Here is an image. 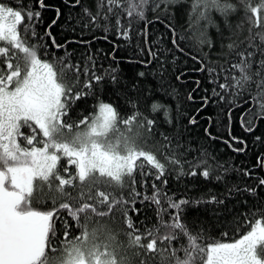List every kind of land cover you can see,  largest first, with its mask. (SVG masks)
<instances>
[{
  "label": "snow or ice",
  "instance_id": "1",
  "mask_svg": "<svg viewBox=\"0 0 264 264\" xmlns=\"http://www.w3.org/2000/svg\"><path fill=\"white\" fill-rule=\"evenodd\" d=\"M175 2L161 0L165 6ZM38 3L39 8L45 7L44 0ZM127 3L128 7L123 9V0H107V11L111 13L114 8H122L129 18L134 15L145 18L149 0H127ZM160 6L156 4V8ZM240 10L245 14L250 12L251 17L246 18L253 27H260L259 13L264 11V0L257 6H252V0H193L191 14L196 15L197 23L200 20L213 23L210 16L213 11L223 17L224 26L230 30L228 54L235 53L238 57V62L231 64L237 73L231 77V87L244 89L254 85L256 97H259L257 102L264 111V32L253 34L249 28V35L240 39L238 32L232 31L229 20ZM40 18L38 10L14 9L0 2V61L4 65L0 67V264H133V257L141 256V250L140 264H152L155 255H159L160 264H264V213L249 225L246 234L232 242L208 240L182 221L184 206L224 202L216 196L208 201L176 202L168 198V208L176 209V213L165 221L163 214L167 209L160 206L157 190L145 199L157 205L159 223L143 233L140 231L128 215L129 200L125 199L123 190L131 187V203H135L139 196L136 172L139 170L142 177L150 174L143 171L145 161L157 170L156 180L166 174L168 165L178 166L179 175H184L183 164L175 154L166 156L167 163H162L153 151H146L138 143L143 131L153 134L156 121L140 112L135 103L132 107L136 111L126 118L121 117L112 104L102 101L98 106L99 115L79 120L71 118L69 113L76 101L93 94L92 81L99 83L104 77L85 66L83 74L90 76L84 84L87 91H77L80 66L66 63L67 53L47 59L48 45L43 41L51 37V31L43 35L36 31L35 24ZM116 23L119 25L120 20ZM241 27V24L236 25L237 30ZM29 32L37 43L31 42ZM121 34L129 38L127 29ZM172 43L179 47V40L173 39ZM200 43L212 45L211 40L204 39V33H201ZM52 44L56 48L64 47L54 37ZM242 45L246 46L237 51ZM42 49H45L44 57L40 55ZM150 54L155 56V53ZM207 71L211 74L216 69L209 67ZM70 72H74L75 81L70 82ZM111 80L116 83L117 77L111 75ZM219 87L227 89L229 85L220 84ZM189 99H192L191 94ZM151 110L153 113L163 110L165 120L171 123L164 105L154 102ZM190 122L195 123V120ZM246 130L252 131L251 128ZM160 135L169 141L167 135ZM233 150L244 151L243 148ZM65 158L69 166L75 167L74 173L69 167H64L61 173V161ZM207 163L202 160L195 167ZM261 163L264 164V160ZM212 171L209 165L200 174L208 179ZM189 174L197 173L193 170ZM259 184L264 185V179H260ZM233 190L256 194L252 187L229 189V193ZM48 201H51L50 208ZM64 211L80 229L79 235L73 238H70L69 219L61 217ZM117 211L122 213L128 229L123 232L127 243L119 240L120 233L107 226H91L95 217H109ZM61 219L64 239L57 248L54 243L58 239L56 224ZM161 229H164L163 234ZM181 236L186 238L187 244L174 247L173 242ZM145 240L147 243L143 242ZM181 252L183 256L179 255Z\"/></svg>",
  "mask_w": 264,
  "mask_h": 264
},
{
  "label": "trees",
  "instance_id": "2",
  "mask_svg": "<svg viewBox=\"0 0 264 264\" xmlns=\"http://www.w3.org/2000/svg\"><path fill=\"white\" fill-rule=\"evenodd\" d=\"M0 2L14 9L23 7L41 12L35 28L40 35L51 31V37L43 41L48 45L47 59L69 54L65 62L80 66L77 91H87L84 84L90 76L83 74L85 66L104 77L99 83L92 81V95L76 101L69 113L73 120L94 116L101 101L112 104L120 116L126 118L136 111L132 107L135 103L140 112L156 121L153 134L143 131L138 143L146 151H153L162 163H167L165 157L173 154L181 160L184 175H179L178 166L168 165L166 174L160 180L155 179L157 170L145 161L143 171L150 174L142 177L139 170L136 172V192L139 196L135 198V203H131V187L123 190L125 199L129 200L126 206L128 215L142 233L159 223L157 205L145 199L157 190L160 192V206L167 209L163 214L165 221L176 213V209L168 208V198L176 202L208 201L216 196L223 200L221 204L190 203L184 206L182 221L208 240L232 242L246 234L250 230L249 225L261 218L264 213V185H260L259 181L264 179V164L261 163L264 160V111L257 102L259 97H256L254 85L244 89L231 87V77L237 75L231 64L238 62V57L235 53L228 54L230 30L224 26L223 17L217 12L210 13L213 21L210 24L205 20L196 22V15L191 14L193 0H176L167 6L161 0H149L144 19L135 15L128 17L123 10L128 7L127 0H123V9L114 8L111 13L107 11V0H80L79 3L76 0H44L43 9L39 8L38 0ZM158 3L161 6L156 8ZM259 3L260 0H252V6ZM246 16L251 17V13L245 14L240 10L229 17L232 31H237L240 39L249 35V28H252L253 34L264 32V11L259 13L261 21L258 28L253 27ZM93 17L96 19L93 20ZM117 19L120 20L119 25ZM54 20L55 24L52 23ZM237 24L242 25L241 29H236ZM125 29L129 32L127 39L121 34ZM201 33H204V39L211 40V47L200 43ZM28 36L32 43H37L32 39L31 32ZM52 37L64 47L56 48ZM180 37L184 39L180 40ZM173 39L179 40V47L173 45ZM44 52L45 49H42L41 57H44ZM150 53H155V56ZM3 66V61H0V67ZM209 67L216 71L210 74L207 71ZM111 75L117 77L116 83L112 82ZM75 79L74 72H70V82ZM220 84H228L229 87L221 89ZM190 94L192 99H189ZM154 102L168 109L171 123L165 120L163 110L152 112ZM193 119L195 123L190 122ZM120 127L124 130L123 125ZM247 128L252 131H247ZM24 131L27 132V129ZM161 133L167 135L169 141H165ZM241 148L244 151L233 150ZM202 160L208 163L196 168L195 165ZM209 165L213 171L206 179L200 173ZM64 167L75 172V167L69 166L66 158L61 161L62 174ZM193 170L196 175L189 174ZM245 172L249 175H244ZM217 176L222 179L217 180ZM153 185L156 187L153 188ZM237 187L241 190L255 188L256 194L246 191L241 194L235 190L229 193V189ZM48 207H51V201H48ZM61 217L69 219L72 225L70 238L79 235L80 229L66 211L61 213ZM62 219L56 224L58 239L54 243L57 248L64 239ZM91 226H107L120 233L119 240L127 243L123 232L128 229L122 213L118 211L109 217H95ZM160 231L163 234L164 229ZM143 242L147 243L146 240ZM181 244H187L183 236L173 242L177 248ZM179 255L183 256V252ZM141 258L143 250L141 256L133 257V264H140ZM152 264H160L159 255H155Z\"/></svg>",
  "mask_w": 264,
  "mask_h": 264
},
{
  "label": "rangeland",
  "instance_id": "3",
  "mask_svg": "<svg viewBox=\"0 0 264 264\" xmlns=\"http://www.w3.org/2000/svg\"><path fill=\"white\" fill-rule=\"evenodd\" d=\"M95 115H99V107H98V109H97V112H96V114Z\"/></svg>",
  "mask_w": 264,
  "mask_h": 264
}]
</instances>
